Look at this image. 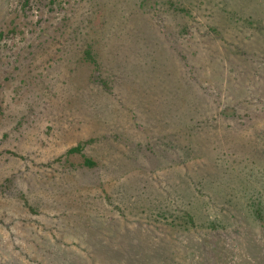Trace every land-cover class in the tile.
Masks as SVG:
<instances>
[{
	"label": "rangeland",
	"instance_id": "374dc122",
	"mask_svg": "<svg viewBox=\"0 0 264 264\" xmlns=\"http://www.w3.org/2000/svg\"><path fill=\"white\" fill-rule=\"evenodd\" d=\"M0 264H264V0H0Z\"/></svg>",
	"mask_w": 264,
	"mask_h": 264
},
{
	"label": "trees",
	"instance_id": "16d2710c",
	"mask_svg": "<svg viewBox=\"0 0 264 264\" xmlns=\"http://www.w3.org/2000/svg\"><path fill=\"white\" fill-rule=\"evenodd\" d=\"M81 151H82L81 145L75 146V147L68 150V152H81ZM85 163H87L88 165H91V166L94 165V162L87 157L85 158Z\"/></svg>",
	"mask_w": 264,
	"mask_h": 264
}]
</instances>
